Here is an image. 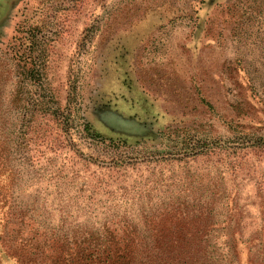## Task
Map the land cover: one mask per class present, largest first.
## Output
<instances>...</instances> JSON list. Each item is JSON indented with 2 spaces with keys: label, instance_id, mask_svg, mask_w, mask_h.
I'll return each instance as SVG.
<instances>
[{
  "label": "rangeland",
  "instance_id": "1",
  "mask_svg": "<svg viewBox=\"0 0 264 264\" xmlns=\"http://www.w3.org/2000/svg\"><path fill=\"white\" fill-rule=\"evenodd\" d=\"M259 137L264 0H0V193L34 226L177 209L205 264H264Z\"/></svg>",
  "mask_w": 264,
  "mask_h": 264
},
{
  "label": "trees",
  "instance_id": "2",
  "mask_svg": "<svg viewBox=\"0 0 264 264\" xmlns=\"http://www.w3.org/2000/svg\"><path fill=\"white\" fill-rule=\"evenodd\" d=\"M87 132L102 143L115 141L89 128ZM249 145L264 146V138H255ZM112 162L125 163L122 158ZM141 217L139 227L138 221L104 222L84 232L85 236L69 238L40 224V228L34 226L27 210L19 209L15 202L10 204L0 193V252L4 253L0 254V264L4 258L13 264H205L201 255L207 254L201 238L204 228L191 223L196 216L162 209Z\"/></svg>",
  "mask_w": 264,
  "mask_h": 264
}]
</instances>
